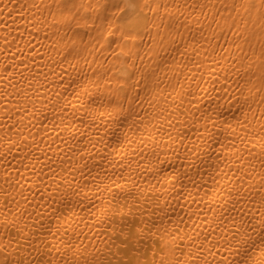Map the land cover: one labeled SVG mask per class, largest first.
<instances>
[{"label": "bare ground", "instance_id": "obj_1", "mask_svg": "<svg viewBox=\"0 0 264 264\" xmlns=\"http://www.w3.org/2000/svg\"><path fill=\"white\" fill-rule=\"evenodd\" d=\"M64 2L0 0V264H102L116 252L103 241L129 223L143 229L141 256L157 264H258L259 0L248 12L231 0H180L175 44L136 42L147 79L122 94L137 96L131 105L105 77L118 36L101 20L85 25L95 17L87 8L72 18ZM109 202V214L121 209L112 228L98 223Z\"/></svg>", "mask_w": 264, "mask_h": 264}, {"label": "snow or ice", "instance_id": "obj_2", "mask_svg": "<svg viewBox=\"0 0 264 264\" xmlns=\"http://www.w3.org/2000/svg\"><path fill=\"white\" fill-rule=\"evenodd\" d=\"M179 3L180 0H98L94 5L91 0L87 4L84 3V0H81L79 4H76L74 0H65L63 8L71 14L72 18L85 19L79 15V11L87 8L89 12L95 14V17L93 19L90 16L85 19V25H87L88 19H92L93 24L96 20H101V23L106 25L104 31L107 32L108 36H118L119 43L117 48L112 51L111 66L107 67L105 71L108 83L114 85L111 91L115 100L120 101L123 98L127 100L129 105L133 104L137 101V96L134 95L128 98L126 95L122 97V94L127 89L135 91L137 84L147 79L143 75L142 68L137 64L138 60L143 59V57L136 54V51L141 47L140 44L136 43L137 41H143L144 37L147 36L149 48L153 47L151 42H158L162 49L168 40L172 44L176 43L179 33L178 25L174 23L173 16L175 13H179ZM230 6L237 12L240 10L248 12L250 8H256L257 4L256 0H231ZM73 9H76V11L74 12ZM259 10L264 12V0H259ZM61 19H63V16H61ZM232 19L233 23L229 25V28L237 35H242L235 19ZM213 23H216L219 27L216 21H213ZM242 23L246 25L247 21H242ZM260 23L264 25V14L260 16ZM209 27L211 28L212 24H209ZM105 43L111 48V42L105 41ZM208 51L212 52L214 49L210 48ZM133 77H136V81L130 84L129 81ZM145 90H147V85H145ZM139 99H143V97H139ZM113 207L115 206L109 202L98 213L100 217L106 218L98 221L101 226L108 224V227L112 228L115 223L112 217L121 211L120 208H116L115 211L109 214V209ZM129 213H131V209H129ZM127 227L128 231L124 227H121L119 231L112 228V235L103 241L105 249L112 252V249L115 248L116 252H112L111 256L104 260L102 264H157L155 259L148 260L146 256H141L139 245L143 240V229L135 228L133 230L134 226L130 223ZM131 241H135V244L130 243ZM261 242L264 243V240ZM241 243L243 242L237 241V244ZM160 251L165 255L168 252L174 254V250L168 245L161 247ZM121 252L123 256H128L129 253H132V255L125 261L123 256L120 255ZM261 255L264 256V252ZM112 257L117 258L114 260ZM44 264H50V261H45ZM159 264H179V261H166L162 256ZM205 264H208V262L205 261ZM258 264H264V259L260 260Z\"/></svg>", "mask_w": 264, "mask_h": 264}]
</instances>
